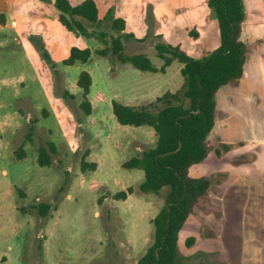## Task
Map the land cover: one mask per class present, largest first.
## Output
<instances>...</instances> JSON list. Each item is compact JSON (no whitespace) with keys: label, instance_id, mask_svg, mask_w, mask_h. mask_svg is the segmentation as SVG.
Instances as JSON below:
<instances>
[{"label":"rangeland","instance_id":"rangeland-1","mask_svg":"<svg viewBox=\"0 0 264 264\" xmlns=\"http://www.w3.org/2000/svg\"><path fill=\"white\" fill-rule=\"evenodd\" d=\"M98 4L100 24L83 22L91 32H108L106 43L65 28L52 0H0L5 18V23L0 20V248L12 246L11 264L137 262L153 242V218L168 189L146 194L140 188L143 171L124 167L125 161L154 147L156 135L149 126L119 125L112 102L160 105L158 97L182 92L180 63L175 60L162 71L157 43L179 44L196 57L220 44L216 13L207 0ZM111 16L124 18L122 32L132 34L123 39V52L146 54L157 71L123 64L111 52H95L111 46L110 36L116 34ZM73 46L93 50L88 63H62ZM82 69L93 77L91 114L80 106L77 79ZM218 98L217 128L209 137L213 153L190 169L192 176L212 175L214 183L184 224L179 252L188 264H264V230L254 225L249 208L235 214L219 200L223 174L216 171V134L224 126L221 132L234 138L236 123L233 116L222 118L226 103L222 93ZM255 119L262 122L264 117ZM49 141L56 151H49L51 165L41 166L39 148L49 147ZM22 151L25 157L18 158ZM83 159L96 168L83 171ZM123 192L126 197L117 196ZM43 201L52 204L45 217L32 208ZM190 237L195 241L189 246Z\"/></svg>","mask_w":264,"mask_h":264},{"label":"trees","instance_id":"trees-1","mask_svg":"<svg viewBox=\"0 0 264 264\" xmlns=\"http://www.w3.org/2000/svg\"><path fill=\"white\" fill-rule=\"evenodd\" d=\"M52 1L61 11L60 22L65 28L71 31L77 29L86 37L95 36L100 42H107L108 32H91L83 22L100 24L98 0ZM207 4L214 9L219 25L220 44L216 48L202 57H196L179 44L159 42L156 45L159 57L164 59L162 71L175 60L182 66L181 73L185 80L182 92L165 93L158 97L160 105L136 106L118 100L112 102L119 125L149 126L156 135L155 146L125 161L124 167L143 171L140 188L144 193L158 194L162 189H168L165 204L153 218V242L135 264H188L179 252L180 232L200 200L209 195L214 183L212 175L192 176L190 169L204 161L213 149L209 135L216 124L218 91L224 85L241 79L245 73L249 44L241 37L245 18L242 0H207ZM0 20L5 23L3 14ZM126 25L124 18L111 16V28L116 33L110 36L111 46L96 49L95 52L100 56L111 52L123 64L142 71H157L153 59L146 54L123 52V39L132 35L122 32ZM92 55L90 47L73 46L62 63L67 66L85 65ZM92 84L90 70L82 69L77 86L83 95L80 106L86 114H91L93 110L88 99ZM66 92L69 93L68 90ZM48 145L39 148L38 162L41 166L51 165L49 151H56L54 142L49 141ZM229 149L231 145L228 144L214 148L217 155ZM17 157L24 158V152L17 154ZM81 167L86 171L88 168L95 169L96 164L83 159ZM117 196L126 197V194L123 192ZM32 208L45 217L52 204L37 202ZM194 241V237L188 238L187 245H192Z\"/></svg>","mask_w":264,"mask_h":264},{"label":"crops","instance_id":"crops-1","mask_svg":"<svg viewBox=\"0 0 264 264\" xmlns=\"http://www.w3.org/2000/svg\"><path fill=\"white\" fill-rule=\"evenodd\" d=\"M242 2L245 18L241 37L249 44L245 73L241 79L221 87L216 95L217 111L220 109L218 97L222 93L226 108L221 110V116L223 119L234 117L236 134L230 138L221 132L225 130L224 126L219 128L216 134L218 147L228 144L231 149L222 151L221 155L214 152V155L219 166L216 171L223 174L218 191L219 200L223 202L221 206L226 211L230 208L235 214L249 208L254 225L264 230V119L262 122L255 119L258 115L264 117V0ZM217 121L216 115L210 135L215 132ZM3 174L7 175V171L3 170ZM257 209L261 213L258 217ZM8 250L12 251V246H8L7 251L0 248V264H11L14 256Z\"/></svg>","mask_w":264,"mask_h":264}]
</instances>
